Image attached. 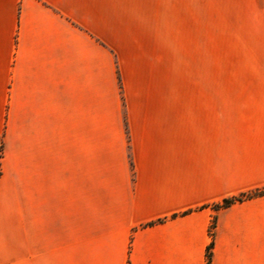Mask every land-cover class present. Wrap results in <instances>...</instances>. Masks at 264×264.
I'll return each instance as SVG.
<instances>
[{"label":"crops","instance_id":"obj_1","mask_svg":"<svg viewBox=\"0 0 264 264\" xmlns=\"http://www.w3.org/2000/svg\"><path fill=\"white\" fill-rule=\"evenodd\" d=\"M119 0H0V264H264V58L214 88ZM187 212L184 215L182 213Z\"/></svg>","mask_w":264,"mask_h":264},{"label":"rangeland","instance_id":"obj_2","mask_svg":"<svg viewBox=\"0 0 264 264\" xmlns=\"http://www.w3.org/2000/svg\"><path fill=\"white\" fill-rule=\"evenodd\" d=\"M131 37L162 50L183 79L212 78L227 88L238 75L260 71L264 0H119Z\"/></svg>","mask_w":264,"mask_h":264},{"label":"trees","instance_id":"obj_3","mask_svg":"<svg viewBox=\"0 0 264 264\" xmlns=\"http://www.w3.org/2000/svg\"><path fill=\"white\" fill-rule=\"evenodd\" d=\"M262 195H264V188L251 190V191H248V192L241 193V194H239L236 197L229 198V199H224V200H222L221 203L213 205L212 208L214 210H218V209H221V208H225V207L231 205L232 203H234L236 201H242V200H245V199L259 197V196H262ZM186 213L187 212H184L181 215H184ZM214 226H215V222L213 221L211 223V226H210V229H209V235L211 237V241L209 242V244L207 246L206 263L205 264H210L211 263V249L213 247V229H214Z\"/></svg>","mask_w":264,"mask_h":264}]
</instances>
